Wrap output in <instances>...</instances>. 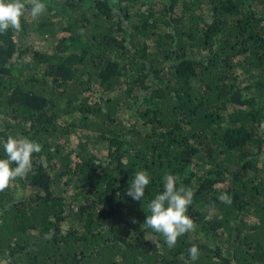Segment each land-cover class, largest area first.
<instances>
[{
	"label": "trees",
	"instance_id": "trees-1",
	"mask_svg": "<svg viewBox=\"0 0 264 264\" xmlns=\"http://www.w3.org/2000/svg\"><path fill=\"white\" fill-rule=\"evenodd\" d=\"M40 2L55 55L28 11L0 33V159L8 136L42 145L0 192V264H185L193 244L191 264H264V0ZM166 175L193 192L174 248L142 227Z\"/></svg>",
	"mask_w": 264,
	"mask_h": 264
},
{
	"label": "clouds",
	"instance_id": "clouds-1",
	"mask_svg": "<svg viewBox=\"0 0 264 264\" xmlns=\"http://www.w3.org/2000/svg\"><path fill=\"white\" fill-rule=\"evenodd\" d=\"M30 4V9H26L21 0H0V33H5L10 28L20 31L21 17L25 11L30 13L33 20L46 12V6L40 0H30ZM3 148L7 158L0 159V192L8 189L17 178L28 175L32 169L33 155L41 153L42 145L26 137L8 136ZM177 180L173 175L164 177V190L148 204L151 214L147 215L142 226L151 229L153 233L161 234L169 248H174L181 236L196 229L194 221L186 214L192 204L193 192L182 186L178 188ZM149 184V174L146 171H138L131 179L126 194L134 201H141L145 198ZM218 199L227 204L232 202L227 193L220 194ZM136 222L133 220V223ZM199 255L198 247L193 244L188 249L185 264L195 262Z\"/></svg>",
	"mask_w": 264,
	"mask_h": 264
},
{
	"label": "rangeland",
	"instance_id": "rangeland-1",
	"mask_svg": "<svg viewBox=\"0 0 264 264\" xmlns=\"http://www.w3.org/2000/svg\"><path fill=\"white\" fill-rule=\"evenodd\" d=\"M31 23L34 24V32L31 37L35 40L37 47L47 51L50 55H55V46L52 43V37L57 35V31L64 24L62 19L54 16V14L50 13L49 10L46 9V12L37 19H31ZM78 142V138L74 136L72 138L73 148L78 146ZM202 168L205 170L204 167H197L196 169L191 167L189 173H191L193 169L196 172H201L203 170ZM186 177H189V175L187 174ZM18 183L19 179L17 178V180H15L12 185L19 186ZM17 193L20 196L29 195L28 191H23L21 188L17 189Z\"/></svg>",
	"mask_w": 264,
	"mask_h": 264
}]
</instances>
